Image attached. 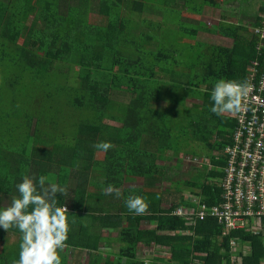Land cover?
<instances>
[{"label": "trees", "instance_id": "16d2710c", "mask_svg": "<svg viewBox=\"0 0 264 264\" xmlns=\"http://www.w3.org/2000/svg\"><path fill=\"white\" fill-rule=\"evenodd\" d=\"M197 2L0 0V209L25 176L66 188L62 264H264V232L224 236L212 218L192 226L174 214L196 208L188 190L209 207L221 202L239 124L211 112V94L222 79L247 81L264 59L252 32L264 0ZM206 9L221 14L215 30L198 20ZM109 185L119 198L104 194ZM130 196L146 200V214L129 211ZM233 239L247 255L234 259ZM20 243L17 229H0V264H16Z\"/></svg>", "mask_w": 264, "mask_h": 264}, {"label": "clouds", "instance_id": "9594fccd", "mask_svg": "<svg viewBox=\"0 0 264 264\" xmlns=\"http://www.w3.org/2000/svg\"><path fill=\"white\" fill-rule=\"evenodd\" d=\"M252 90L253 85L248 81H218L211 94V112L217 116L242 114L248 110ZM95 147L107 152L113 145L101 142ZM16 189L19 196L0 209V229L8 232L15 228L21 233L16 264H62L60 253L68 247L70 224L67 207L57 206V194L67 195V189L43 175L38 179L25 176ZM103 191L106 195L114 193L118 198L121 195L120 189L112 185ZM126 206L136 215H144L149 209V204L140 196H130ZM144 264L150 261L145 259Z\"/></svg>", "mask_w": 264, "mask_h": 264}, {"label": "built area", "instance_id": "2783aa9c", "mask_svg": "<svg viewBox=\"0 0 264 264\" xmlns=\"http://www.w3.org/2000/svg\"><path fill=\"white\" fill-rule=\"evenodd\" d=\"M252 32L260 36L262 48L264 17L262 26ZM247 81L253 90L248 110L235 116L239 126L232 145L225 150L221 202L209 207L193 196L196 208L182 207L174 213L192 226L212 218L223 227L224 236L237 231L252 235L264 232V59L251 64ZM236 243L233 239L231 245L237 247Z\"/></svg>", "mask_w": 264, "mask_h": 264}, {"label": "rangeland", "instance_id": "374dc122", "mask_svg": "<svg viewBox=\"0 0 264 264\" xmlns=\"http://www.w3.org/2000/svg\"><path fill=\"white\" fill-rule=\"evenodd\" d=\"M194 2H197V0H193ZM200 1L197 2V4L199 5ZM190 4H193V3H190ZM221 14L219 11H216V10H213V9H206V13H205V17H202V18H199V22L200 24H202V26L206 27V28H209V29H217L219 25L222 24V21H221ZM189 18H193L191 16H189ZM194 19V18H193ZM244 21H254V19H244L242 18ZM231 22H237V19H230ZM250 32V29L248 30ZM199 38L207 43H213V44H217V45H224V46H229L232 42L229 41V40H226L224 38H221L219 36H216V35H208V34H205V33H200L199 34ZM198 103L197 101H190L189 102V105L190 106H193L194 104ZM202 152V151H200ZM101 157L103 158V155H101ZM190 160H186L184 163H183V167L186 169V170H189V169H192L194 167V165H190ZM198 164L199 162H201V159L198 161H196ZM192 164V163H191ZM194 164V163H193ZM196 164V165H198ZM201 166V165H200ZM129 187H140V184H137V183H133V184H128ZM185 195L186 197L194 202L196 200V198H193V195H191L190 191H186L185 192ZM245 245L241 246L240 248L239 247H233L232 248V256L234 255V259H236V256L239 255L240 253H242L243 255H247L248 254V245H246L247 248H244ZM166 253H164L162 250H156V252L154 253L155 255V258L156 257H162V256H166L167 255V250H164ZM227 253V252H225ZM146 257H150L151 258V252H147L146 253Z\"/></svg>", "mask_w": 264, "mask_h": 264}]
</instances>
